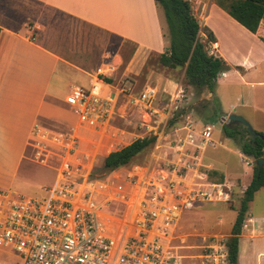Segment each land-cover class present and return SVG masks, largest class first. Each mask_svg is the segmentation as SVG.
Instances as JSON below:
<instances>
[{
	"label": "built area",
	"instance_id": "built-area-1",
	"mask_svg": "<svg viewBox=\"0 0 264 264\" xmlns=\"http://www.w3.org/2000/svg\"><path fill=\"white\" fill-rule=\"evenodd\" d=\"M111 88L98 77L88 88L73 87L64 103L74 124L33 125L29 159L55 176L43 198L0 190V252L13 257L5 264H183L189 256L178 244L182 214L197 202L230 201L231 186L201 170L204 152L215 145L213 125L190 116L154 136L147 163L96 172V159L119 150L127 134L114 124L125 117L123 104L149 116L140 125L156 134L184 100L180 86L168 102L159 101L156 87L132 93L129 80ZM219 237L200 247L202 264H233ZM192 257L199 260V253Z\"/></svg>",
	"mask_w": 264,
	"mask_h": 264
},
{
	"label": "crops",
	"instance_id": "crops-1",
	"mask_svg": "<svg viewBox=\"0 0 264 264\" xmlns=\"http://www.w3.org/2000/svg\"><path fill=\"white\" fill-rule=\"evenodd\" d=\"M193 1L190 0V5ZM196 1V5L211 4L213 12L223 23L231 24L248 35L260 52H264V43L259 39L264 38V21H261L257 34L253 35L220 9L213 0ZM36 8L58 15L63 21L61 24L86 25L105 38L115 37L131 43L135 49L129 61L119 68L120 72L117 71L118 68L115 69L119 61L116 56L108 65L102 62L96 69L85 66L82 61L68 58L62 52L61 48L69 46L66 44L68 35L62 28L50 34L41 32L37 39L31 38L33 27L28 29V25L34 22L33 14L36 13ZM211 16L212 13L205 14L203 27L208 28L205 23ZM20 20L22 25L18 23ZM0 28V190H12L15 181L25 177L22 167L28 151L30 132L37 121L43 124L56 123L63 125L62 127L75 123V116L64 103L65 97L73 87H90L102 67L107 66V70H104L111 86L116 87L111 83V79L119 74L121 78L124 77L123 80L132 82V93L138 94L142 89L135 91V80L130 76L138 77L143 72L149 54H162L169 47L163 12L154 0H0ZM213 31L215 42L210 46L216 54L226 59V63L231 67V71L221 74L218 79L238 72L246 85L255 83L246 78L256 80L262 77L261 80H264V55L257 54L253 48L248 49L242 61L233 64L225 54L222 40L216 31ZM200 33L204 34L202 31ZM59 67L64 70V77L60 80L68 81L69 91L64 96L60 95L61 81L53 83ZM80 76L84 77L82 85L78 84L82 82ZM156 76H147L148 81L157 83L156 86L147 84L145 87H156L159 92L161 89V93L165 94L174 91L176 83L170 79L160 82ZM257 83L264 84V81ZM232 108L223 114H236L235 105ZM122 128L127 132L126 137L132 134L128 126ZM104 158L101 160L102 164ZM251 179L252 176L245 179L243 190ZM254 197L248 204L239 235L237 264H264V213L251 212ZM220 223L221 221L217 222L218 225ZM224 235L229 238L231 233ZM199 264H202L200 253Z\"/></svg>",
	"mask_w": 264,
	"mask_h": 264
},
{
	"label": "rangeland",
	"instance_id": "rangeland-1",
	"mask_svg": "<svg viewBox=\"0 0 264 264\" xmlns=\"http://www.w3.org/2000/svg\"><path fill=\"white\" fill-rule=\"evenodd\" d=\"M194 1L191 2V8L201 26L205 14L212 13L211 18L205 25L208 26L210 30H214L213 32L216 31V34L222 40V46L225 50V54L229 56L230 62L233 64L235 62H241L242 58L248 52V49L252 48L257 54L260 53L264 55V52H260L259 48L255 46L248 35L239 31V29H236L231 24L223 23L221 18H218L217 14L213 12L214 8L211 4L196 5ZM200 1L207 2V0ZM214 1L215 0H213V2ZM196 2L199 3V1ZM35 12L36 13L33 14L34 22H30L28 25V29L33 27L31 38L37 39L41 32L43 34H50L54 30L62 28L68 35L66 44L69 45L61 48L62 52L66 54V57L73 60L78 59L82 61L85 66L93 69H96L102 62L108 65L111 59L116 56L119 61L115 69L118 68L117 71L120 72L122 65L129 61L135 49V46L131 43L121 41L115 37L105 38L102 34L94 29H90V27L86 25L79 23L61 24L63 21L59 19V16L56 14L52 15L49 11L36 8ZM18 23L22 25V20ZM205 32H203L204 34L200 33L203 39H206ZM104 68L107 70V66H103L98 72V78L106 81L105 78L109 77L107 73H105ZM63 71V67L58 68L53 83L56 81L58 82L60 78L62 79V77H64ZM237 73L234 75L229 74L227 78L220 77L217 79L214 96L209 94L207 90L199 94L196 93L192 87L187 86L183 77V69L162 67L158 63V54L151 53L148 55L143 72L138 77L130 76V78L135 80V91L143 89L147 84L156 86L157 83L155 81L152 82L147 80V76L156 74V78H158L160 82L163 79H170L176 83L174 91L170 94L161 93L160 89L159 101L168 102L170 95H173L180 86V88L184 90L183 102L179 103L177 113H175L171 119L167 120L165 127H159V129L156 130V134L155 131L146 129L145 125H140V122L148 124L149 116L141 114V111L138 112V107H136V109L131 106H122L121 111H126L125 117L124 119L116 118L117 120L114 123L116 126H128L129 131L133 134L127 137L125 136L122 143L116 147L120 149L124 145H127V143L138 138L156 137L157 135V137H159L161 133L166 136L170 133L172 125L182 123L186 116H190V119L196 124H206L207 121H205V118L213 114V97H216L219 101L218 115L220 118L211 124L213 125L212 140L215 142V145L214 147H208L204 152L201 170L207 173L209 181L216 183L220 182L219 180H221L220 178L223 175V182L232 188L231 197L230 201L227 203L197 202L194 204L193 209L182 214L177 229V235L180 238L178 244L185 246V248L181 250V253L189 256L182 261L183 264H198L199 260L193 259L192 256L202 252L200 247L206 243L205 240L213 237V235H217L218 238H220L219 236L226 237L224 234L231 233L232 226L237 216V209L243 197L244 190L242 186L245 179L252 176L255 160L241 153L240 142H235L224 137L221 126L225 123L221 124V122H225L222 118H226L228 115L223 114V112L233 109L232 107L235 105L234 112L243 117L253 130L256 132H264V84L257 83L260 81L263 82L264 80H261L263 79L262 77H258L256 80L253 78H246L251 82H255L246 85L244 80L241 79L240 75ZM120 76L117 74L111 79V83L113 82L112 84L116 87H118L124 79V77L121 78ZM80 78L82 82H78V84L82 85L84 77L80 76ZM60 81V95L64 96L69 91L68 81L66 79ZM116 87L112 86L110 91L114 92ZM173 119L174 123L170 124ZM129 122L131 123L130 125H128ZM44 124L50 127L58 126V128L63 126L50 122H44ZM242 132L244 138H247V134L243 129ZM162 143H164V140ZM152 146L153 144L138 154L130 163H147L151 156ZM29 154L30 150L28 149L25 163L22 167L25 177L18 178L11 189L24 196L43 198L46 196L43 188L49 187L53 183L55 172L31 162ZM101 159V156L98 157L94 163L96 172L99 174L109 173L110 171L105 172L101 170ZM246 163H248V166ZM211 171H214V174L209 176V172ZM250 208L251 212L255 214L264 213V188L260 189L255 195ZM219 221H221L220 225L217 224ZM226 238L228 239V237ZM226 238L225 240H227ZM181 240L184 241L182 242ZM11 259H13V257L8 255L4 256V254L0 252V264L8 263Z\"/></svg>",
	"mask_w": 264,
	"mask_h": 264
},
{
	"label": "trees",
	"instance_id": "trees-1",
	"mask_svg": "<svg viewBox=\"0 0 264 264\" xmlns=\"http://www.w3.org/2000/svg\"><path fill=\"white\" fill-rule=\"evenodd\" d=\"M154 1L162 9L169 37V47L164 53L158 55V63L169 69H183L187 86L192 87L196 93L200 94L207 90L214 96L218 77L230 71L231 67L209 46L215 42L212 31L201 26L188 0ZM214 3L253 35L257 34L261 21H264V0H215ZM200 31H207L205 32L206 39L200 36ZM259 39L264 43V38L259 37ZM105 79L110 81L108 78ZM212 101L213 114L205 118L209 124H213L220 118L218 115L219 101L216 97H213ZM173 123L174 119L170 124ZM242 129L247 134V138H244ZM221 130L225 138L241 143L240 151L243 155L254 160L264 156V133H260L261 137L256 138L253 143L246 128L242 125L223 124ZM155 140L154 136L136 139L119 150L109 153L104 158L102 170L111 172L130 163ZM212 174L214 171L209 172V176ZM220 179L219 183H222L223 177L221 176ZM260 188H264V170L258 171L254 165L252 179L244 190L237 209L231 236L225 243L228 256L233 264H237L239 235L248 204Z\"/></svg>",
	"mask_w": 264,
	"mask_h": 264
},
{
	"label": "water",
	"instance_id": "water-1",
	"mask_svg": "<svg viewBox=\"0 0 264 264\" xmlns=\"http://www.w3.org/2000/svg\"><path fill=\"white\" fill-rule=\"evenodd\" d=\"M237 124L242 125L246 128L247 132L249 133V136L251 138V141L254 143L256 138H260V133L253 130V128L250 126V124L241 116L236 114H228L225 122H221V124ZM254 165L258 168V171L264 170V157L257 158L254 162Z\"/></svg>",
	"mask_w": 264,
	"mask_h": 264
}]
</instances>
